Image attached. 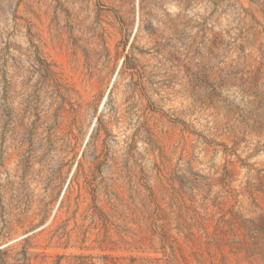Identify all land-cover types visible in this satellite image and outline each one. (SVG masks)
Wrapping results in <instances>:
<instances>
[{
    "label": "rangeland",
    "instance_id": "obj_1",
    "mask_svg": "<svg viewBox=\"0 0 264 264\" xmlns=\"http://www.w3.org/2000/svg\"><path fill=\"white\" fill-rule=\"evenodd\" d=\"M0 264H264V0H0Z\"/></svg>",
    "mask_w": 264,
    "mask_h": 264
}]
</instances>
